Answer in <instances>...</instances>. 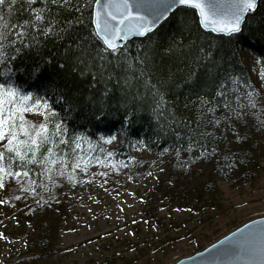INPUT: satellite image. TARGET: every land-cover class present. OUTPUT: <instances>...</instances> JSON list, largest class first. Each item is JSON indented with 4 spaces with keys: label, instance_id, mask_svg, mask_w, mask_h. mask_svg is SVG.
I'll use <instances>...</instances> for the list:
<instances>
[{
    "label": "trees",
    "instance_id": "16d2710c",
    "mask_svg": "<svg viewBox=\"0 0 264 264\" xmlns=\"http://www.w3.org/2000/svg\"><path fill=\"white\" fill-rule=\"evenodd\" d=\"M9 2L0 5V26L28 15L26 5L20 6L24 0H18L11 12ZM93 7L83 10V24L74 26L71 38L49 37L38 52L17 59L16 71L8 78L34 100H47L57 113L53 116L48 109V117L40 121L47 119L50 134L57 139L54 163L29 164L27 176L21 171L23 190L30 199L37 197L36 206L46 200L42 195L53 184L50 167L57 168L62 160L68 161L63 165L68 167L80 152H100L98 139L115 133L123 147L133 139L151 149H172L169 163L179 168L204 163L212 177L253 178L264 144V0L248 13L241 31L231 35L203 30L194 9L179 7L154 31L131 39L118 54L103 51L106 45L96 36ZM62 15L69 19L74 13ZM43 57L51 62L45 63ZM34 62L40 63L42 75L29 74ZM236 76L243 83L233 85L229 77ZM4 80L0 75V82ZM221 81L226 89H239L228 93V101L244 113L241 119L223 107L224 100L217 95ZM247 84L256 89L255 107L248 104ZM161 95L164 107L158 120L153 109ZM198 97H207L209 104L202 107ZM241 104L244 107L239 108ZM211 107L214 113L208 111ZM224 116L231 117V123ZM215 119L221 123L215 124ZM59 120L67 128V144L60 143L54 132ZM20 138H25L23 133ZM49 147L44 144L41 152ZM18 165L17 160L10 170L20 171ZM45 223L39 216L36 225L42 246V238L49 243Z\"/></svg>",
    "mask_w": 264,
    "mask_h": 264
},
{
    "label": "rangeland",
    "instance_id": "374dc122",
    "mask_svg": "<svg viewBox=\"0 0 264 264\" xmlns=\"http://www.w3.org/2000/svg\"><path fill=\"white\" fill-rule=\"evenodd\" d=\"M23 115L37 127L45 117L43 110ZM98 143L100 152H80L68 167L63 160L50 167L53 184L38 206L21 175L4 176L0 264H169L264 214L262 143L260 166L245 181L212 177L204 163L170 165L172 149L133 139L123 147L118 133ZM39 216L48 229L43 246Z\"/></svg>",
    "mask_w": 264,
    "mask_h": 264
},
{
    "label": "snow or ice",
    "instance_id": "6c2138e0",
    "mask_svg": "<svg viewBox=\"0 0 264 264\" xmlns=\"http://www.w3.org/2000/svg\"><path fill=\"white\" fill-rule=\"evenodd\" d=\"M257 2L258 0H137L133 4L130 0H123L122 5H117V7L122 6L125 14H114L111 11L112 0H104L103 3L102 0H24L20 6L25 9L26 5L25 10L28 15L18 18L15 22H6L0 26V69H2L0 75L5 77L4 82H0V187L5 184L4 176L19 177L21 171L23 175L27 176L30 171L27 167L29 164L54 163L52 156L57 147V139L50 134L47 119L37 127L34 123L28 122L23 115L25 112L43 110V115L47 118L48 109H51L53 116L57 115L56 109L52 108L47 100L41 101L38 98L34 100L31 93L21 92L8 82V78L16 71L17 59L31 52H38L49 37L63 39L65 35H68L71 38L74 26L83 24V10L92 8L94 3L96 7L95 33L106 45L103 51L118 54L123 51L119 43L121 40H127L134 32L141 35L149 33L177 5H187L197 9L200 17L199 23L204 28H210L216 32L236 33L241 30V23L246 14L257 9ZM5 3L6 0H0V5H5ZM17 3L18 0H10L7 4L10 12L13 10V5ZM37 4L39 6H35ZM133 8L137 11H133ZM145 8L151 9L148 15H143L140 11ZM65 12H72L74 15L69 19H64L62 13ZM129 18L138 22L135 25L126 24L125 22ZM112 21L117 23H112ZM174 45L175 42H173ZM42 59L45 63L51 62L48 57ZM32 73L42 75L39 62H34L32 65L29 74ZM229 79L233 85H236L238 81L243 83L239 76L229 77ZM246 86L251 89L247 93L248 104L255 107L257 103L256 89L251 84ZM231 91L238 92L239 89H226L225 83L221 81L217 95L224 100L223 107L229 109L236 119H241L244 113L240 112L238 108H232L228 101V93ZM236 98L239 99L238 96ZM198 99L202 107L209 104L207 97H198ZM25 102H31V105L28 106ZM162 107L164 104L161 95L160 101L156 102V108L153 109L158 120L163 115L160 111ZM238 107L242 108L244 105L241 104ZM208 111L214 113L215 107L208 108ZM223 119L231 123L232 118L224 116ZM220 123V119H215V124L219 125ZM168 126H171L170 123ZM54 132L58 134L60 143H68L70 137L67 136V128L64 126L63 120L54 124ZM21 133H23L24 139L20 138ZM201 135L203 136L205 133H201ZM239 138L237 136V139ZM111 139H115V137H111ZM44 144H50L51 147L42 153L41 148ZM76 147H79V144ZM191 147L192 144H189V148ZM17 160L20 171L10 170ZM246 239L259 240V247L252 251L259 257L261 264H264V229H261L259 233L249 234ZM225 242H227V237ZM239 250L232 249L234 252Z\"/></svg>",
    "mask_w": 264,
    "mask_h": 264
},
{
    "label": "water",
    "instance_id": "95a60500",
    "mask_svg": "<svg viewBox=\"0 0 264 264\" xmlns=\"http://www.w3.org/2000/svg\"><path fill=\"white\" fill-rule=\"evenodd\" d=\"M103 2L104 0H102V3ZM130 2L135 4L137 0H130ZM122 3H123V0H112L113 7L111 11L114 14H125L122 6L117 7V5H122ZM259 4H260V0H258L257 2V8ZM179 7L192 8L191 6H187V5L185 6L177 5L172 11L169 12L166 18L162 19L156 25L155 29ZM194 10L197 14V19L199 23V20H200L199 11L197 9H194ZM95 11H96V7L94 5L93 19H92L94 28H95ZM133 11H137V9L133 8ZM140 11L142 12L143 15H148L151 9L145 8V9H141ZM247 15L248 13L245 16V19ZM149 18L151 19V17ZM244 21L241 23V29H242ZM137 22H138L137 20L129 18L128 20H126L125 23L135 25ZM112 23H117V22L112 21ZM199 26L205 31H210V32H213L219 35L234 34V33H227L223 31L216 32L210 28H204L203 25L200 23H199ZM155 29H153L152 31H154ZM149 33L141 35L138 32H134L132 35L128 37L127 40H121L119 42L120 46L123 47L131 39L136 38V37H145ZM261 229H264V214L254 215L250 217L249 219L243 221L242 223L238 224L234 228L230 229L229 231H226L225 233H223L222 235H220L218 238L211 241L210 243L204 245L202 248L198 249L196 252L189 254V255L177 257L169 264H261L259 257L254 255L252 251L253 249H256L259 247V240L253 241V240L246 239L249 236V234L259 233ZM226 237H227V242H225ZM232 249H240V250L234 252L232 251Z\"/></svg>",
    "mask_w": 264,
    "mask_h": 264
}]
</instances>
